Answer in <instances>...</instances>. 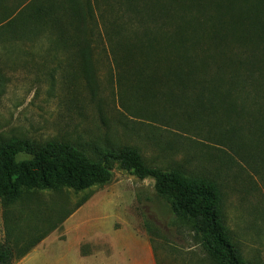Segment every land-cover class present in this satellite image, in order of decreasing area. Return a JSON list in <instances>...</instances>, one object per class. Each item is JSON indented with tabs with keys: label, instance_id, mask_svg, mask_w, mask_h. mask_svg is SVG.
<instances>
[{
	"label": "trees",
	"instance_id": "1",
	"mask_svg": "<svg viewBox=\"0 0 264 264\" xmlns=\"http://www.w3.org/2000/svg\"><path fill=\"white\" fill-rule=\"evenodd\" d=\"M25 43L55 64L48 75L60 70L65 88L80 79L99 120L107 104L115 122L148 140L159 141L150 131L156 124L216 156L197 172L185 160L148 164L136 147L107 139L104 147L65 135L1 139L0 264L21 260L87 200L42 209L32 197L109 184L114 166L152 179L158 199L214 264H252L228 231L223 187L230 179L264 188V0H0V47ZM95 49L115 72L116 98L107 103L95 80Z\"/></svg>",
	"mask_w": 264,
	"mask_h": 264
},
{
	"label": "rangeland",
	"instance_id": "2",
	"mask_svg": "<svg viewBox=\"0 0 264 264\" xmlns=\"http://www.w3.org/2000/svg\"><path fill=\"white\" fill-rule=\"evenodd\" d=\"M20 2L25 0H4L5 5ZM20 46L22 52L19 53ZM20 46L0 47V140L27 136L46 141L65 135L80 137L82 141L91 138L99 147H104L106 143L103 140L107 139L108 145L136 147L148 164L162 165L164 158L185 160L189 169L197 172L201 167H208L209 160L213 159L211 157L216 156L215 150L210 147L174 137L175 130L170 129V132L156 124L150 125V131L159 136V141L148 140L143 133L136 132V129L132 130L128 126L123 128L115 122L116 113L107 104L103 111L105 122L99 120L92 106L84 100L86 93L81 87L80 79L71 77L74 86L65 88L60 70L53 72V76L48 75L49 70L55 66L53 62L43 61L41 52L27 43ZM94 52L95 80L100 96L107 103L113 96L116 98L113 87L115 72L110 61L104 57L98 59V55H104L101 51L95 49ZM56 54L64 56L62 51ZM73 91L77 99H73L70 104L69 99L73 96L69 93ZM169 145L177 150L172 153L166 149ZM111 173L112 180L109 184L91 186L77 193L70 189H63L58 193L42 191L43 193L32 197L30 202H39L42 209L63 204L65 210L87 198L65 226L63 224L67 219L47 236H51L48 238L49 242L38 251L50 249L48 253L61 255L62 251L51 250L71 249L76 241L83 238L91 241L95 235L98 244L103 240L104 234L129 235L130 229L125 226L126 223L135 232L143 233L152 240L158 264H214L199 241L193 239L188 226L178 221L158 199L152 179L139 181L117 166L113 167ZM223 192L224 211L231 237L239 244L248 263L264 264V188L258 180H254L252 184L242 183L241 186L234 185L228 179ZM2 213L0 201V243L4 240ZM111 224L120 227L119 231L108 229ZM42 229L46 231L47 227L42 226ZM63 234L67 238L63 247L56 241L50 243L54 235L61 239ZM88 244L82 245L85 250L90 249ZM46 256L47 254L42 253L35 259L36 264H45Z\"/></svg>",
	"mask_w": 264,
	"mask_h": 264
},
{
	"label": "crops",
	"instance_id": "3",
	"mask_svg": "<svg viewBox=\"0 0 264 264\" xmlns=\"http://www.w3.org/2000/svg\"><path fill=\"white\" fill-rule=\"evenodd\" d=\"M77 211L79 209L64 222L63 226L73 218ZM126 225L130 229L129 235L104 234L103 240L99 244L95 235L91 241L84 238L76 241L71 249L51 250L52 252L60 250L62 251L61 255L48 253L50 249L38 251L45 243L49 242L48 238L51 236L47 237L15 264H36V258L40 257L42 253L47 254L45 264H158L148 236L135 232L131 226L125 223ZM110 228L113 229V232L120 229L114 224L109 225L108 229ZM66 239V234H63L61 239L54 235V239L50 243L56 241L63 247ZM87 243L90 244H88L90 249L85 250L82 245Z\"/></svg>",
	"mask_w": 264,
	"mask_h": 264
}]
</instances>
